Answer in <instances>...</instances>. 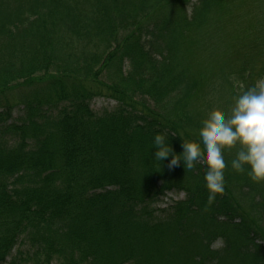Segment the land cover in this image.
<instances>
[{"label": "trees", "instance_id": "16d2710c", "mask_svg": "<svg viewBox=\"0 0 264 264\" xmlns=\"http://www.w3.org/2000/svg\"><path fill=\"white\" fill-rule=\"evenodd\" d=\"M167 1L0 0V264H264V182L231 169L236 149L209 204L203 160L169 168L151 147L160 131L182 154L264 79V0H185L158 18ZM226 4L215 63L180 71ZM99 98L115 105L95 111ZM171 192L185 198L160 215Z\"/></svg>", "mask_w": 264, "mask_h": 264}, {"label": "clouds", "instance_id": "9594fccd", "mask_svg": "<svg viewBox=\"0 0 264 264\" xmlns=\"http://www.w3.org/2000/svg\"><path fill=\"white\" fill-rule=\"evenodd\" d=\"M199 137V143L183 142V152L177 155L168 143V134L156 132L151 145L155 148L154 160L160 162L171 156L169 168L181 161L184 167L193 168L203 160L209 204L224 192L226 150L236 149L230 161L231 169L247 173L253 182H264V79L242 89L233 98L227 115L219 110L210 112L202 121Z\"/></svg>", "mask_w": 264, "mask_h": 264}, {"label": "rangeland", "instance_id": "374dc122", "mask_svg": "<svg viewBox=\"0 0 264 264\" xmlns=\"http://www.w3.org/2000/svg\"><path fill=\"white\" fill-rule=\"evenodd\" d=\"M184 3H185V0H168L166 5L163 7V9H161V11L157 13L158 18L162 14H166V13H169L170 16L175 17V15L180 13V11L182 10ZM228 9L230 10L231 8L230 7L228 8V4H226L225 7L222 9L214 8L211 11V15H209L210 17L209 18V23H210L209 43H207L205 39L201 40L194 36L195 38H192L194 42L192 44H186L187 54H183L185 57L183 56V58L181 59V64L185 68L182 69L181 67H178L180 71L185 72V69H187L194 74H197V75L201 74V76H204V73H208V72H205L204 69H206V67H209L210 65H213L215 63L214 61H216L218 57L217 54H220L221 49H224L221 47L222 44L218 38V37L223 36V33L220 34L219 32H216L213 27L224 29L223 26H224L225 21L229 20L230 18L227 14ZM205 31H208V29L204 30V32ZM212 31H215L216 34H212ZM197 36L199 37L200 35L197 34ZM196 40L198 42L200 40V42L204 46L200 47V45H197V43H195ZM29 91L30 89H21V92L20 91L15 92L16 94L14 96L17 98L20 93L23 94ZM194 102L195 103L191 105V107H189L188 109L190 112L196 113L197 111H200V103H202V101L198 99ZM109 105L114 106L115 102H110L107 99L99 98V99L94 100L90 107L93 108L95 111L100 112L106 107L112 108ZM0 109L2 110V108ZM21 109L22 108L19 107L18 109L14 110V113H13L14 118L18 117V114L20 113ZM184 196H185L184 192L168 193L166 198L164 197L163 202H161L159 206L157 207V209L161 210L160 215L165 214L162 211L167 210L169 207H172L173 202L184 200L185 198ZM223 247H224V243L221 239H219L213 243V247L211 248L213 250H219V249H223Z\"/></svg>", "mask_w": 264, "mask_h": 264}]
</instances>
